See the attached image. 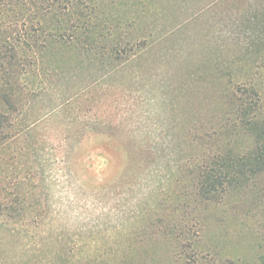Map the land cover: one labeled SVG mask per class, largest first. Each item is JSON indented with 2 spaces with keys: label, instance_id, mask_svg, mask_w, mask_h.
Returning a JSON list of instances; mask_svg holds the SVG:
<instances>
[{
  "label": "rangeland",
  "instance_id": "1",
  "mask_svg": "<svg viewBox=\"0 0 264 264\" xmlns=\"http://www.w3.org/2000/svg\"><path fill=\"white\" fill-rule=\"evenodd\" d=\"M92 3L96 47L49 54L57 74L65 72L57 94L81 93L77 104L59 111L56 96L25 99L22 142L7 150L18 159L0 161V264H181L168 238L146 235L148 201L159 187L190 181L182 167L191 155L195 168L201 149L213 147L205 138L229 117L231 90L248 85L264 96V0ZM80 115L95 123L76 124ZM71 130L99 133L74 166L62 158ZM226 137L222 129L221 149L251 143ZM260 180L241 196L198 204L193 214L171 210L168 219L201 221L190 225L206 263L252 261L264 243Z\"/></svg>",
  "mask_w": 264,
  "mask_h": 264
},
{
  "label": "trees",
  "instance_id": "2",
  "mask_svg": "<svg viewBox=\"0 0 264 264\" xmlns=\"http://www.w3.org/2000/svg\"><path fill=\"white\" fill-rule=\"evenodd\" d=\"M93 1L95 0H0L1 162L18 159L14 153L8 156L7 150L13 144L19 145L22 142V121L19 114L25 99L36 101L45 96H56L58 105L55 108L59 111L70 109L77 104L81 93L68 96L57 94L65 72L60 71V74H57L49 54L55 49H74L75 46L88 53L92 49L91 45L96 47L95 40H91V35L97 28L94 23V7H91ZM76 35L78 42L74 44ZM229 100L232 111L222 128L226 139L235 136L250 140L251 143L238 149L233 146L221 149L220 125L216 133L206 135L207 146L204 147H209L210 139L214 141L213 147L204 151L201 149L200 155L194 161L195 168L189 164L193 159L191 155L188 164L182 167L181 174L190 178V181L183 185L175 181L176 185L159 187L154 193L155 197L157 196L156 201L152 204L148 201L152 214L146 235L150 239H156L158 236L168 238L173 250L172 258L181 264L208 263L204 260L205 257H202L205 251L198 250L201 245H196L192 234L193 225H190V222L195 219L189 223L183 220L180 224L172 225L168 218L173 219V216L167 213L171 210L174 213L181 208L184 213H191V208L193 214L198 204H212L235 195L241 196L258 187L261 177L264 176V96L258 89L246 85L241 92L231 90ZM74 122L85 126L95 123L84 115L74 118ZM37 123L38 121L33 122L30 133V145L32 144L33 148L38 142L35 131ZM96 134L99 133L71 130L63 137L62 158L68 166H74L81 160L77 156L79 151L83 149L86 139L95 138ZM260 193L261 199L264 200V188ZM18 197L19 195L16 200ZM34 199L38 205L40 200L37 195ZM6 207L13 208V205L7 204ZM41 213H37L34 218H40ZM199 222L201 221H193L195 225ZM64 251L69 254V251ZM201 252L203 253L200 254ZM221 264H264V243L261 244L258 256L252 261L226 256L221 258Z\"/></svg>",
  "mask_w": 264,
  "mask_h": 264
}]
</instances>
